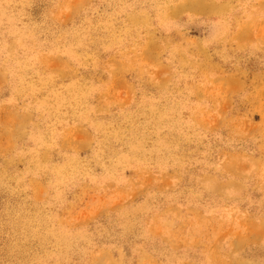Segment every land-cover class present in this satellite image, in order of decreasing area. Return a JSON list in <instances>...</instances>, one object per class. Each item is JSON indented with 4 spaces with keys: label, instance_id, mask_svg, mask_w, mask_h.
Wrapping results in <instances>:
<instances>
[{
    "label": "rangeland",
    "instance_id": "1",
    "mask_svg": "<svg viewBox=\"0 0 264 264\" xmlns=\"http://www.w3.org/2000/svg\"><path fill=\"white\" fill-rule=\"evenodd\" d=\"M0 264H264V0H0Z\"/></svg>",
    "mask_w": 264,
    "mask_h": 264
}]
</instances>
